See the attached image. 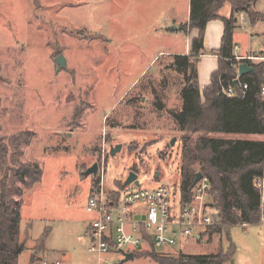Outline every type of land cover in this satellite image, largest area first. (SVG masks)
Listing matches in <instances>:
<instances>
[{
  "label": "rangeland",
  "instance_id": "374dc122",
  "mask_svg": "<svg viewBox=\"0 0 264 264\" xmlns=\"http://www.w3.org/2000/svg\"><path fill=\"white\" fill-rule=\"evenodd\" d=\"M189 5L190 0H0V137L9 149L0 191L13 182V143L22 136L31 142L21 148L19 161L43 170L41 182L18 183L27 246L18 264L31 263L35 242L48 228L50 258L99 264L84 235L93 221L88 198L101 178L85 173L95 163L105 168L109 194L123 189L130 172L138 174L141 188L179 185L184 133L171 113L182 107L185 81L170 68V53L186 51L187 38L174 22L187 15ZM256 6L264 10V0ZM254 29L264 31L253 24L235 29L243 51ZM259 44L254 42V51ZM60 55L65 69L56 63ZM119 144L121 152L110 155ZM230 236L236 250L225 264H264V221L234 227ZM195 242L156 250L174 257L181 251L211 255L229 245L226 234ZM43 257L36 255L33 264ZM102 258L105 264H155L149 257L123 262L119 253Z\"/></svg>",
  "mask_w": 264,
  "mask_h": 264
},
{
  "label": "trees",
  "instance_id": "16d2710c",
  "mask_svg": "<svg viewBox=\"0 0 264 264\" xmlns=\"http://www.w3.org/2000/svg\"><path fill=\"white\" fill-rule=\"evenodd\" d=\"M258 0H191L190 20L180 30H198L199 36L192 42L190 56H175L170 68L182 75L185 85L181 90L182 107L171 113L173 119L184 133L182 138V158L179 184L181 204L186 206L192 200V184L200 171L211 182L212 206L216 224L205 234L212 239L215 235L226 234L229 245L211 255H189L180 252L177 257L169 253H158L153 247L150 251L137 252L135 258L149 257L155 264H225L236 250L231 241V230L244 225L262 223V190L257 181L264 179V141L229 139L230 135H264V67L255 66V72L241 76L249 85L243 97H227L224 88L234 86L237 67L234 57L233 35L238 27L237 16L244 11L252 24L264 22V13L257 12L253 5ZM231 3L230 19H223L219 12L225 3ZM223 19L225 33L220 50L219 66L211 77V83L201 92L198 82L197 63L204 53V37L209 22ZM199 134L193 139L191 136ZM220 135L222 137H215ZM31 142L22 136L13 143L12 159L18 164L13 172V182L3 184L0 191V264H18L19 257L27 249L26 239L21 236L22 218L19 201L15 196L22 195V188L41 182L43 170L38 164L21 163V148ZM8 147L0 137V168L7 166ZM199 166V170L197 167ZM137 171V169L135 170ZM7 175H5V178ZM99 180L94 183L93 191ZM125 186L123 187V189ZM121 189V190H123ZM120 190V191H121ZM30 232V230H29ZM50 235L45 230L35 243L36 255L46 253V241ZM168 254V255H167Z\"/></svg>",
  "mask_w": 264,
  "mask_h": 264
},
{
  "label": "built area",
  "instance_id": "2783aa9c",
  "mask_svg": "<svg viewBox=\"0 0 264 264\" xmlns=\"http://www.w3.org/2000/svg\"><path fill=\"white\" fill-rule=\"evenodd\" d=\"M238 25L246 28L252 22L244 11L237 16ZM253 36L255 33H252ZM262 48L248 55L235 54L231 59L237 67L234 86L223 89L230 98L243 97L249 85L241 80L239 66L248 64L264 67V34L255 37ZM235 52L239 47L234 48ZM264 97V86L261 88ZM99 184L87 202V211L95 216L86 233L88 251L105 264L102 256L107 254L141 252L145 244L149 249L163 247L172 249L184 240L196 239L216 224L212 206L211 182L203 177L193 188L191 203L183 206L179 185L160 183L155 188H141L135 184L109 194L105 190V168L102 167ZM133 186V187H131ZM262 190V222L264 221V179L257 181ZM115 193V194H114ZM123 255V254H122ZM41 264H62L61 260Z\"/></svg>",
  "mask_w": 264,
  "mask_h": 264
},
{
  "label": "crops",
  "instance_id": "0c3cea01",
  "mask_svg": "<svg viewBox=\"0 0 264 264\" xmlns=\"http://www.w3.org/2000/svg\"><path fill=\"white\" fill-rule=\"evenodd\" d=\"M258 1L255 3V5H253V9L257 12L264 13V10H259L257 8L256 5H257ZM190 13H191V0H190V5H189L188 11H187V15H185L183 18H177L174 22L176 24L175 31L184 33L185 37L187 38L186 51L184 53H170V56L173 58L175 56H190L191 51H192V42L195 38H197L199 36L198 30L188 31L187 33L180 30L181 26H183L189 22ZM219 15L223 19H226V20L230 19L231 15H232L231 3H229V2L225 3V5L222 7V9L219 12ZM220 20L221 19L209 22L207 25V28H206V33H205V37H204V51L205 52H203L204 53L203 55L199 56V61L197 63L198 82H199V87H200L201 92H203V90L207 86L210 85L211 77H212L213 73L215 71H217L218 66H219V57L215 53H217L220 50L221 45H222V40L224 37V33H225L224 21H220ZM178 22H179V24H177ZM253 26H255V28H256V26H258V29L262 28V27H264V22L263 21L257 22L256 24H253ZM254 30L255 31H251V33L248 34V43H247V47H246L245 51H243L241 49V46L237 42L236 36L234 34V36H233V38L235 37L234 38L235 39L234 40V44H235L234 48L236 46L239 47L238 52L233 51L234 55L235 54L248 55L251 51L256 50L253 46L254 42H256L255 37L261 36L262 34H264V31L259 32V30H257V29H254ZM252 33H255V35L253 36ZM261 141H264V140H261ZM94 219H95V216L93 215V220ZM89 227H88L87 231L89 230ZM86 233L87 232L84 233L85 236H86ZM206 236L207 235H201L196 239L184 240L181 243V245H185L186 243H188L191 240L196 241L195 244H200V242L202 243L204 241V238H206ZM87 240H88V238H87ZM181 245H179V246H181ZM150 250L151 249L146 247L141 252L150 251ZM167 250H169V249H167ZM113 254H117V253H113ZM133 254L135 256V253H133ZM134 259H136V258L134 257ZM41 260H47L50 263H53L54 261L61 260V259L60 258H57V259L50 258V254H49V252H47V249H46V253L44 254V257ZM123 262H124V260H123Z\"/></svg>",
  "mask_w": 264,
  "mask_h": 264
},
{
  "label": "water",
  "instance_id": "95a60500",
  "mask_svg": "<svg viewBox=\"0 0 264 264\" xmlns=\"http://www.w3.org/2000/svg\"><path fill=\"white\" fill-rule=\"evenodd\" d=\"M56 63L58 64V66L60 67V69H65L66 68V59L63 55H60L59 57L56 58ZM239 72H240V75H247L249 73H253L255 72V68L252 67V66H249L248 64H241L239 66ZM176 142V138H174L172 141H171V145H174ZM122 145L119 144L115 147H111V151H110V155L114 156L116 154H118L119 152H121L122 150ZM99 172V165L97 163H95L92 167H90L85 175L86 176H90V175H97ZM204 175L203 173L201 172H198L196 174V177L193 181V184H192V188H194L198 182L203 179ZM131 184H135L136 186H140V181H139V176L138 174L134 173V172H130L128 177L126 178L125 182H124V186L127 187ZM123 256H124V262H127V261H130V260H133L134 259V254L133 253H125V252H122Z\"/></svg>",
  "mask_w": 264,
  "mask_h": 264
}]
</instances>
